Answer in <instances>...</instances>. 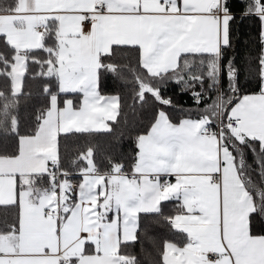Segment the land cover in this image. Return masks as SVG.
Returning <instances> with one entry per match:
<instances>
[{"label":"crops","instance_id":"0c3cea01","mask_svg":"<svg viewBox=\"0 0 264 264\" xmlns=\"http://www.w3.org/2000/svg\"><path fill=\"white\" fill-rule=\"evenodd\" d=\"M97 2L104 7L95 12ZM219 2L17 0L12 12L0 14V34L17 50L39 47L42 32L34 30L35 23L44 29L53 21L58 90L79 94L76 105L70 98L58 105L50 95L34 134L18 137L14 156H0V205L17 207L16 233L0 234V264H58L69 257L74 264H119L117 246L134 238L138 214L156 212L167 200L178 206L167 223L179 238L163 243L162 264H264V236L248 233L249 209L234 210L238 198L220 176L222 157H230L215 136L198 132L194 119L170 123L158 111L137 137L128 174H116L115 168L102 174L87 161L75 187L61 178L55 191L33 195L26 181L48 170L58 133L105 130L115 116L116 97L97 91L98 55L114 45L135 46L148 74L172 69L183 53L217 56L227 40V14L214 17L207 9ZM86 15L89 22L80 24ZM258 17L260 91L242 94L225 118H239L237 132L264 145V12ZM23 66V56L16 54L13 94L20 91ZM17 178L25 185H16ZM66 190L74 201L59 220ZM207 253L217 258L207 259Z\"/></svg>","mask_w":264,"mask_h":264},{"label":"trees","instance_id":"16d2710c","mask_svg":"<svg viewBox=\"0 0 264 264\" xmlns=\"http://www.w3.org/2000/svg\"><path fill=\"white\" fill-rule=\"evenodd\" d=\"M17 0H0V14L10 13ZM227 14V40L217 56L190 52L180 54L169 70L148 74L140 65L135 46L114 45L98 55L97 91L116 97V113L100 131L58 133L56 156L48 162L43 174L27 177V185L35 191H55L57 181H74L89 161L102 174L118 169L129 173L137 158V137L146 133L158 111L170 123L181 118L197 121L198 130L214 133L218 127V143L234 166L241 188L247 196V230L250 235L264 236V145L253 136L230 131L226 112L242 95L260 91L262 79L259 13L264 0H220ZM52 20L42 29L41 45L17 50L0 34V156H14L19 136L34 134L48 106L50 95L57 104L70 98L78 102V93L58 90ZM16 54L24 58L20 91L10 89L12 62ZM52 163L56 164L50 171ZM16 185H25L20 178ZM65 206L59 220L74 199L66 190ZM172 201H162L156 212L140 213L134 238L119 243V264H162L165 241L178 240L167 219L177 211ZM17 231V207L0 205V234ZM84 252V251H83ZM69 257L58 264H74Z\"/></svg>","mask_w":264,"mask_h":264},{"label":"rangeland","instance_id":"374dc122","mask_svg":"<svg viewBox=\"0 0 264 264\" xmlns=\"http://www.w3.org/2000/svg\"><path fill=\"white\" fill-rule=\"evenodd\" d=\"M229 129V128H228ZM230 131H233L231 129H229ZM237 130L233 131V132H236ZM198 132H200L198 130ZM207 135H211V136H215V138L218 140V127L216 128V130L214 131V133H211L210 130H209V133ZM219 145V143H218ZM223 152V151H222ZM226 152V151H224ZM223 152V153H224ZM226 155L228 154L227 152L225 153ZM222 161H221V171H220V176L223 177L224 176V186H226V188L228 190H232V191H235V194H236V198H238V201H235V207H234V210L235 211H242L244 209H250V204H249V201L247 199V196L246 194L244 193L243 189L241 188L240 186V183L238 181V177L236 175V172H235V169H234V166L233 164L231 163V161H228V159L226 157H222ZM119 172L118 174H121L122 172H120L118 169L116 170V172ZM130 172V171H129ZM123 174H128V173H123ZM20 185V184H19ZM30 192V191H29ZM36 194L37 191L35 190H32L31 189V192L30 194ZM31 201L34 200V197H31L30 199ZM65 206V205H64ZM63 206V207H64ZM62 209V208H60ZM248 211V210H247ZM49 219H51L50 217H48ZM53 222L56 223L57 221H55L53 219ZM246 223H247V218H246ZM52 236V235H51ZM50 237V236H49ZM49 237H47V239L49 240ZM213 254V253H212ZM216 255V258H217V254H214Z\"/></svg>","mask_w":264,"mask_h":264},{"label":"built area","instance_id":"2783aa9c","mask_svg":"<svg viewBox=\"0 0 264 264\" xmlns=\"http://www.w3.org/2000/svg\"><path fill=\"white\" fill-rule=\"evenodd\" d=\"M104 7L103 3L101 2H97L96 4H94L92 10L93 11H100L102 10ZM207 13L214 16V17H218L220 16L221 14L224 13V10L221 8L220 6V2L219 4L217 5H211L210 7H208L207 9ZM90 20V16L89 15H86L85 17H83L81 20H80V24L82 25H85L89 22ZM34 30L35 31H38V32H41L42 31V28L41 26L36 22L35 25H34ZM225 125L227 128L235 131L237 130L238 128V125H239V118L237 117H233V118H229V119H226L225 120ZM201 135H207L209 133V130L207 128H202L199 132ZM56 168V164L55 163H52L51 166H50V171H54ZM119 172L117 171L116 174H118ZM76 186V183L75 182H70V187H75ZM47 212V211H46ZM205 257L207 259H210V260H214L216 259V255L212 254V253H207L205 255Z\"/></svg>","mask_w":264,"mask_h":264}]
</instances>
